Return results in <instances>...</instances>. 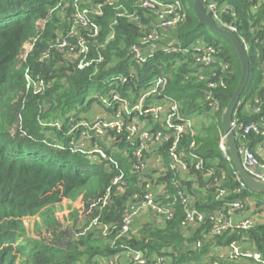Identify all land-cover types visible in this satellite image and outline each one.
I'll return each instance as SVG.
<instances>
[{"label":"trees","instance_id":"16d2710c","mask_svg":"<svg viewBox=\"0 0 264 264\" xmlns=\"http://www.w3.org/2000/svg\"><path fill=\"white\" fill-rule=\"evenodd\" d=\"M162 1H180L184 7L186 21L169 35L180 50L187 52H167L164 42L145 64H136L130 49L138 44L144 31L127 17H117L113 8L106 7L103 16L95 17L101 28L99 37L87 39L90 58L101 54L103 62L81 70L55 50L51 51L50 59H41L58 31L66 29L72 8L64 16L62 7L55 10L60 0H0V264H99L127 250L141 251L151 264L158 257L164 258L167 264H239L218 255L217 248L224 249L244 236L264 255V225L248 233L226 232L206 239L210 221L207 219L195 229L189 227L180 201L175 203L171 221L162 223L148 212L147 221L141 223L136 218L129 234L117 238L136 195L146 193L145 176L134 169L137 164L134 152L139 141L129 142L126 131L117 134L110 130L102 138L86 143V150L97 145L107 158L72 149L73 142L86 132L81 123L89 121L87 115L94 106L114 117L122 100L132 108L142 91L156 77L164 76L167 87L156 99H174L184 117L196 120V135H186L182 140L187 156L194 153L203 159L201 170L192 162L189 180L182 181L186 193L193 198L194 207L210 216L225 203L252 195L251 191L242 195L234 192L239 186L235 168L224 159L219 148L220 135L224 133L222 118L241 78V64L235 49L227 39L214 38L207 27L200 26L194 0ZM215 1L218 8L224 6L220 11L222 22L236 29L248 53L250 76L242 97L246 96L244 101L251 104L256 99L262 101V113H247L242 106L236 115L245 125L259 122L264 113V1ZM68 2L72 4L73 0ZM138 2L121 0L130 13L137 11L148 24L153 17L145 19V10L138 7ZM113 32L114 40L107 44V37ZM197 41L217 52L220 65L215 64L214 68L223 81V85L213 90L220 104L217 114L212 113L206 99L207 80H200L197 75L201 67L195 65L191 49ZM31 45L33 50L25 58ZM27 68L35 79L45 82L43 94L25 93ZM121 78L128 79L126 84L121 83ZM91 88L95 92L89 98ZM115 96L121 100H114ZM103 99L111 106L105 105ZM152 102L153 99L148 101ZM121 111L128 125L129 118L122 108ZM18 113L22 117L20 129L15 128ZM104 139H111V144ZM247 140L254 147L263 138L250 134ZM192 142L196 144L195 149H191ZM169 147L170 142L163 145L160 154L167 158ZM145 157L151 159L148 152ZM121 173L122 182L114 186L113 180ZM172 177L170 172L157 180L158 185L166 184L170 201L177 193ZM109 189L110 195L104 204ZM220 189L228 192L222 199L218 198ZM155 192L159 200L165 199L160 189L156 188ZM65 199L78 204L71 213L76 220L82 218L81 222L77 220L75 231L63 229L54 217L55 206ZM37 216L48 231H41L38 226L32 236L25 219ZM105 227L109 235H104ZM198 240L205 243L196 249Z\"/></svg>","mask_w":264,"mask_h":264},{"label":"built area","instance_id":"2783aa9c","mask_svg":"<svg viewBox=\"0 0 264 264\" xmlns=\"http://www.w3.org/2000/svg\"><path fill=\"white\" fill-rule=\"evenodd\" d=\"M66 1V2H65ZM65 3V4H64ZM207 9L212 12L214 20L224 28L235 32L236 29L222 22L220 11L215 0H205ZM138 7L144 9V18L149 19L148 24L142 19V16L137 11L130 13L121 0H60L59 6L62 7L61 13L66 16L68 8H72L70 17L67 20L66 29L58 31L55 40L50 44L49 49L41 56L42 60L51 58V51L63 52L68 51L75 59L73 64H77L78 68L83 70L93 64H100L104 57L100 54L98 58H90V46L88 38L99 37L101 28L95 21V17L103 16L106 7H111L117 11V17H127L130 22L135 23L138 28L144 31L143 37L138 44L131 47V55L136 64L142 65L154 54L155 50L161 43H167L164 50L167 52H175L177 50L187 52V50L179 49L175 41L169 40V33L176 29L186 21V12L180 1L165 2L162 0H139ZM114 32L109 34L106 43L109 44L114 40ZM195 65L201 67L198 70L200 80H207V101L212 109V113L217 114L220 111L219 101L215 98L213 90L218 86L223 85L221 76L216 74L214 65L218 64L216 59V50L197 41L191 46ZM33 50V45L29 47L25 58ZM65 55V54H63ZM222 69L225 67L221 65ZM217 77V79H216ZM128 79L121 78V83L126 84ZM25 91L26 94L33 92L35 95L43 94L46 90V84L41 79H34L30 68L25 71ZM120 81V80H119ZM167 87V79L164 76L156 77L148 89H144L137 100V103L130 108L126 100H122L121 108L125 115L129 118L128 125L125 121L121 108L113 117L112 113H103L93 118L90 122L81 123L86 132L81 134L78 141L73 142L72 149L90 154L98 153L103 158H107L106 154L95 145L91 150H86L87 141L91 142L94 139H100L110 130L120 134L124 131L128 132V141H139V146L134 152V157L137 158V164L134 169L141 173L143 183L146 185V193L143 196L136 195V202L126 211L123 219V224L117 238L129 234L133 222L142 213L151 212L160 222H168L174 218L175 203L180 201L184 207L186 224L189 227L197 228L210 221L211 228L206 239H212L216 236H222L226 232H242L248 233L256 229L258 226L264 225V207L260 202L254 200L250 195L243 198L228 202L223 207L217 210L214 214L208 216L205 213L197 210L194 207V201L189 196L182 181L189 180L190 165L196 162V169L201 170L203 167V159L194 153L186 155L185 149L182 147L184 136L196 135V120L190 117H184L179 108V104L168 97L161 100L156 99L163 95V91ZM150 99L154 102L148 103ZM114 100H121L118 96ZM103 99L105 105L111 106ZM262 101L256 99L254 104L240 100L233 115L232 130L235 135L239 155L245 171L256 180L264 183V113L261 114L259 122H253L245 125L237 117V111L243 106L247 113H262ZM109 115V116H108ZM160 126L161 129H156ZM77 127L73 128L71 133H74ZM155 128V129H154ZM250 134H256L263 138L262 142L257 143L254 147L250 145L247 138ZM170 142L167 158L163 154L156 153L153 159L145 157V152L151 150L153 146L160 148ZM97 147V148H96ZM196 144L192 142L191 149H195ZM219 148L224 159L233 164L232 156L229 152L226 134L221 133ZM112 161L111 158H109ZM152 160V164L150 163ZM190 160V162H189ZM117 166V165H116ZM235 168V167H234ZM172 173L171 182L177 189L174 199L170 201L171 196L165 192L166 184L157 183L158 178L165 177ZM235 176L239 186L234 192L242 195L245 191H250L247 185L241 180L235 170ZM150 175V176H149ZM123 180V174H119L114 180L113 185H118ZM156 188L162 192L165 198L159 200ZM252 192V191H251ZM226 189H220L218 198L222 199L227 196ZM110 195V189L107 196L103 199L106 204ZM95 205H93L94 207ZM208 219V220H207ZM110 231L105 227L104 235H109ZM205 240L195 242V248L203 247ZM223 248H217L221 250ZM228 250L226 258L232 261L252 260L257 264H264V255L257 250L256 244L250 241L246 236L240 241H233L229 246L224 248ZM126 255V260L134 264H151L149 259L141 252L135 250H127L123 253ZM122 255L115 258H107L99 261L100 264H121ZM225 257V255H221ZM125 262V261H124ZM155 264H167L164 258L158 257Z\"/></svg>","mask_w":264,"mask_h":264},{"label":"water","instance_id":"95a60500","mask_svg":"<svg viewBox=\"0 0 264 264\" xmlns=\"http://www.w3.org/2000/svg\"><path fill=\"white\" fill-rule=\"evenodd\" d=\"M194 12L196 18L199 21L200 26H205L210 31L230 41L240 61L241 78L238 87L224 112L222 118V124H223L224 132L226 134L229 152L232 156L233 164L236 172L238 173L241 180L247 185L250 191H252L253 193L264 194V183L251 177L243 168L241 158L239 155L237 141L232 130L233 115L242 97V94L248 84L249 76H250V61L246 50V46L242 41V39L235 32H232L229 29L224 28L214 20L212 16V12L207 9L205 0H194Z\"/></svg>","mask_w":264,"mask_h":264},{"label":"rangeland","instance_id":"374dc122","mask_svg":"<svg viewBox=\"0 0 264 264\" xmlns=\"http://www.w3.org/2000/svg\"><path fill=\"white\" fill-rule=\"evenodd\" d=\"M264 0H262V2H263ZM57 9H61V6H57V8L55 9V10H57ZM224 9V6H220V8H219V11H222ZM208 31V30H207ZM209 34L211 35V36H213L214 38H219V35H217V34H215L214 32H212V31H209ZM171 36V34L169 35V37H168V39L167 40H169V38H171L170 37ZM26 54H27V52H25ZM63 54H65V55H63L64 56V58L66 59V60H68L69 62H75L74 60V58L71 56V54L70 53H68V51H65V52H63ZM31 73H32V71H31ZM32 76H33V74H32ZM33 78H34V76H33ZM35 79V78H34ZM46 91V90H45ZM94 92H95V88H91V90H90V97L89 98H91L93 95H94ZM25 93H26V91H25ZM246 99V96H243L242 97V100L244 101ZM91 111V112H90ZM89 112V116L87 115V117H89V121H85V122H90L93 118H95V117H97V116H99L100 114H103V111L101 110V108L100 107H96V106H94L93 107V109L92 110H90ZM108 113V112H107ZM84 115V114H83ZM109 116V115H108ZM21 122H22V117H21V115L18 113L17 114V121H16V123H15V128L16 129H20V125H21ZM84 123V122H83ZM97 141H99V140H97ZM104 142L106 141V139H104L103 140ZM107 142V144L108 145H110L111 144V142H112V140L111 139H109L108 141H106ZM99 144H100V142H99ZM85 145H86V143H85ZM99 147V146H98ZM97 148V147H96ZM100 148V147H99ZM254 200H256V201H258V202H260V205L262 206V207H264V194L263 193H252V195H250ZM77 205L78 204H76L74 201H71V200H63L61 203H59V204H57L56 206H55V208H56V213H55V215H54V217H56V219H58V221H59V223L62 225V228L63 229H69V230H73L74 229V231H75V224H76V222H77V220L79 221V222H81V220H82V218H79V219H75V218H73L72 217V211H74L76 208H77ZM141 221V223H143L144 221L143 220H140ZM41 223H42V220H41V218L40 217H31V218H27V219H25V224H26V226H27V230H28V232H29V234L30 235H34L35 233H36V231H37V229H38V226H40V228H42V230L41 231H48L46 228H43V226L41 225ZM218 253V255H225V257L227 256V250L226 249H221V250H219V252H217ZM217 255V256H218ZM122 261H125L123 264H126L128 261L126 260V255H124L123 253H122ZM246 262H249V261H246V260H241V261H238L237 263H239V264H246ZM122 264V263H121ZM128 264V263H127Z\"/></svg>","mask_w":264,"mask_h":264},{"label":"crops","instance_id":"0c3cea01","mask_svg":"<svg viewBox=\"0 0 264 264\" xmlns=\"http://www.w3.org/2000/svg\"><path fill=\"white\" fill-rule=\"evenodd\" d=\"M148 153H149V157L151 158V159H153L154 157H156L155 156V154L156 153H158V154H160V147L159 146H153V147H151V150L150 151H148ZM151 164H152V160H151V162H150ZM150 216L148 213H142L139 217H137V219H139L140 218V220H143V221H147V219H148V217ZM37 217H39V216H37ZM33 236V235H32ZM227 252H228V250H227ZM122 257V256H121ZM243 260H245V259H243ZM238 261H241V260H238ZM237 261V262H238ZM246 261H249V262H246V264H257V263H255L254 261H252V260H246ZM123 263H124V261H122Z\"/></svg>","mask_w":264,"mask_h":264}]
</instances>
